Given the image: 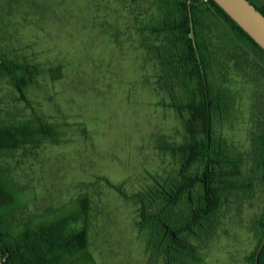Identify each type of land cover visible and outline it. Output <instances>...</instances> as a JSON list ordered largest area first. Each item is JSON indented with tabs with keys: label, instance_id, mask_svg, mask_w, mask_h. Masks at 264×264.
Here are the masks:
<instances>
[{
	"label": "rangeland",
	"instance_id": "obj_1",
	"mask_svg": "<svg viewBox=\"0 0 264 264\" xmlns=\"http://www.w3.org/2000/svg\"><path fill=\"white\" fill-rule=\"evenodd\" d=\"M162 1L0 0V50L40 67L26 87L30 105L0 73V126L40 116L59 127L54 138L0 151V167L17 195L6 223L19 231L85 210L93 262L74 258L72 264H164L148 249L138 205L115 188L133 195L173 177L180 159L163 144L188 139L184 120L164 104L171 100L168 84L149 49L161 41L148 27L162 18ZM223 23L208 21L216 44L227 41L230 25ZM215 48L211 81L232 95L214 133L249 158L257 114L264 111L262 53L248 44L239 51L230 45L223 54ZM175 86L186 95L182 84ZM263 210V186L251 200L231 197L199 264H253L254 219ZM83 225L84 219L71 222L72 228Z\"/></svg>",
	"mask_w": 264,
	"mask_h": 264
},
{
	"label": "trees",
	"instance_id": "obj_2",
	"mask_svg": "<svg viewBox=\"0 0 264 264\" xmlns=\"http://www.w3.org/2000/svg\"><path fill=\"white\" fill-rule=\"evenodd\" d=\"M250 1L264 14V2ZM162 4L159 15L162 14V18L148 27L161 41L149 45V49L159 60L161 77L168 84L171 100L164 104L175 108L184 120L188 139L182 144H163L162 149L180 159L173 177L158 180L149 190L133 195L114 187L124 198L138 205L139 224L148 233V249L162 257L164 264H199L203 262V245L216 234L219 213L230 198L251 200L258 186L264 187V111L257 114L259 127L253 133L249 158L235 154L226 139L215 136V120L227 114L232 93L229 88L212 83L211 52L214 45L215 51L222 54L230 45L238 51L242 44L254 46L262 53L264 71V50L214 0H163ZM210 19L230 25V29L226 27V42L216 44L210 39ZM235 54L240 60V53ZM30 69L28 72L33 76L34 68ZM23 71L22 63L0 54V73L13 78L21 95L18 98L27 99L26 84L16 82ZM175 83L185 87L186 95H179ZM259 105L263 107L264 102ZM40 123L41 139L45 135L51 138L58 135V125L53 124L51 129L52 124L43 120ZM37 130L35 122L1 125L0 151L40 143ZM16 197L5 170L0 167V255L5 264H72L74 258L93 262L86 250L85 210L79 214L65 213L57 220L49 217L39 225H27L16 231L5 219L17 206ZM80 219H84L83 227L72 228L71 222ZM254 227L259 240L251 255L253 264L264 239V210L254 219ZM259 264H264V249Z\"/></svg>",
	"mask_w": 264,
	"mask_h": 264
},
{
	"label": "water",
	"instance_id": "obj_3",
	"mask_svg": "<svg viewBox=\"0 0 264 264\" xmlns=\"http://www.w3.org/2000/svg\"><path fill=\"white\" fill-rule=\"evenodd\" d=\"M214 1L264 50V14L250 0ZM263 249L264 239L257 252L255 264H259ZM0 264H5L1 255Z\"/></svg>",
	"mask_w": 264,
	"mask_h": 264
},
{
	"label": "flooded vegetation",
	"instance_id": "obj_4",
	"mask_svg": "<svg viewBox=\"0 0 264 264\" xmlns=\"http://www.w3.org/2000/svg\"><path fill=\"white\" fill-rule=\"evenodd\" d=\"M256 5L258 6V4L256 3ZM0 54L1 55H3V56H7L9 59H11V60H13V61H17V62H20V63H22V65L24 66V71H23V74H25L26 73V76H23V74L22 75H20L19 77H17V81L16 82H24L25 84H26V87H27V85L28 84H31L32 82H34L35 80H36V78L38 77V75L40 74V67H39V64H37V63H32V62H30L28 59H26V60H20V59H15V58H11L7 53H5V52H3V51H1L0 50ZM31 67H33L34 68V74H33V76H31L30 74H29V72H28V69L29 70H31L30 68ZM1 75H4V76H7L8 78H10V80H11V83L14 85V83H15V81H13V78L11 77V76H9L8 74H1ZM14 87L16 88V90L18 91V93H19V90L17 89V87L14 85ZM26 87H25V89H24V94L26 95V97H27V99H24V101L26 102V103H28L29 105H30V100H29V97H28V93H27V91H26ZM18 97H20V93H19V96ZM36 114V113H35ZM41 120H42V118L40 117V116H38L37 118H36V120L34 121L35 122V127L38 129L37 130V136L39 137V139H40V143L42 142V140L43 139H41V134H40V130L39 129H41ZM49 123V122H48ZM50 124H52L51 125V129L54 127L53 126V124L54 123H50ZM46 138H50L51 139V136H47V135H45V137H44V139H46ZM28 145H31V144H28Z\"/></svg>",
	"mask_w": 264,
	"mask_h": 264
}]
</instances>
